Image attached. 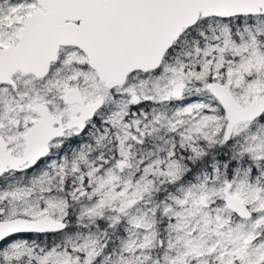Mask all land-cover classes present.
<instances>
[{
  "label": "snow or ice",
  "instance_id": "snow-or-ice-1",
  "mask_svg": "<svg viewBox=\"0 0 264 264\" xmlns=\"http://www.w3.org/2000/svg\"><path fill=\"white\" fill-rule=\"evenodd\" d=\"M0 264H264V0H0Z\"/></svg>",
  "mask_w": 264,
  "mask_h": 264
}]
</instances>
